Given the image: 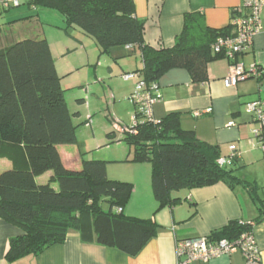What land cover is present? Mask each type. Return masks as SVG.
<instances>
[{
	"label": "trees",
	"instance_id": "16d2710c",
	"mask_svg": "<svg viewBox=\"0 0 264 264\" xmlns=\"http://www.w3.org/2000/svg\"><path fill=\"white\" fill-rule=\"evenodd\" d=\"M23 4L58 11L67 29L79 28L95 39L100 55L116 46H137L143 67L135 72L149 88L158 87L161 76L177 68L187 69L194 82L207 81L209 63L224 55L214 52L212 45L218 37L228 36L227 28L208 27L201 14L189 13L172 48L154 47L144 39L145 25L135 16L133 0H28ZM66 91L46 38H25L0 49V155L10 156L14 163L13 169L0 174V217L23 230L10 240L8 263L63 243L70 228L79 231L84 243L132 256L157 233L152 218L124 212L134 185L109 178L107 161L85 159L80 170L64 165L58 146L76 143L78 127L91 121L74 123L80 112L70 111ZM134 115L136 124L118 122L129 130L107 133V145L124 142L134 148L129 161L151 164L157 210L181 203L176 192L218 183L231 189L249 186L257 193L254 183L244 182L236 173V154L222 156L218 145L201 141L193 130L183 128L181 112L150 120L136 108ZM221 157H230L231 163L222 166ZM48 171L54 174L50 182L39 184L37 177ZM260 215L257 222L264 220L263 207ZM253 228L249 222L231 220L212 232L210 240L235 242L243 234L254 235Z\"/></svg>",
	"mask_w": 264,
	"mask_h": 264
},
{
	"label": "crops",
	"instance_id": "0c3cea01",
	"mask_svg": "<svg viewBox=\"0 0 264 264\" xmlns=\"http://www.w3.org/2000/svg\"><path fill=\"white\" fill-rule=\"evenodd\" d=\"M133 1L135 16L145 25V41L154 47L163 45L167 48L175 45L183 32L185 15L189 13L201 14L208 27L227 28L228 36H234L236 27L232 24L233 10L243 4V0ZM27 7L28 10L33 9L28 5ZM16 8L0 9V49L25 38H46L54 57L44 24L50 20L57 26L63 24L59 27L62 29L66 26L64 16L54 9L37 7L34 8L38 9L37 17L34 19V15L31 12L27 13L26 8L21 6ZM34 20L36 22L33 24ZM262 26L263 29L255 36L252 45L239 56L246 69L258 68L261 77H249L239 81L235 86L226 87L224 78L230 71L231 61L225 55L209 63V79L205 82H194L185 68L171 69L158 81L161 98L153 107L155 120L162 119L170 112H181L183 128L193 130L201 141L218 145L222 156L235 153L237 159L233 165L252 169V172L244 177V182L254 183L256 186H259V177L253 168L259 166L264 171V149L260 143L253 141L252 129L255 123L246 104L264 98V12ZM37 29L40 35L32 36L31 30ZM73 29L79 37L76 40L82 42V46L88 52V66L92 65L94 69L95 78L91 84L107 80L112 90L111 96L116 100L128 102L136 80H123L121 76L143 67L140 49L137 46H116L100 55L93 37L86 35L79 28ZM87 46L90 47L89 51ZM97 53L99 55L93 61L92 56ZM54 61L60 76L55 57ZM90 92L89 86L86 85L79 89L80 95L73 93L68 96V92L65 94L70 111L80 112V117L74 118V123L78 125L88 119L91 121L78 127L76 143L58 146L63 163L68 169L80 170L85 159L107 161L109 178L128 181L134 185L131 199L124 212L127 215L155 220L158 224L156 235L139 253L132 256L117 248L84 243L80 239L79 231L70 228L63 243L55 244L39 255H28L8 263L5 255L10 240L22 235L23 230L0 217V264H177L178 241L208 236L223 228L231 220H243L254 225V237L264 264V220L256 221L263 217L260 215V207L264 208V204L261 203L263 197H260L258 192H251L250 188L244 185L231 189L224 183H218L176 192L174 195L182 198L181 203L157 210L158 203L151 187V166L129 161L131 159L129 154L121 158L108 156V149L111 150V147L103 144L104 135H107L109 129L101 130L95 124L94 112L90 109L88 99ZM79 99H83L84 103L80 104ZM196 111L202 114L194 116ZM232 122L233 125H229ZM84 129L91 130V135L87 136L85 132L82 139L84 141L94 139L92 147L80 143ZM232 145L236 147L233 151L230 148ZM13 168V159L8 155H0V174ZM53 175V171H48L37 177V182L41 185L47 184ZM143 177L145 186L141 179ZM52 185L58 188L57 183ZM194 264H246V260L242 252L236 251Z\"/></svg>",
	"mask_w": 264,
	"mask_h": 264
},
{
	"label": "built area",
	"instance_id": "2783aa9c",
	"mask_svg": "<svg viewBox=\"0 0 264 264\" xmlns=\"http://www.w3.org/2000/svg\"><path fill=\"white\" fill-rule=\"evenodd\" d=\"M22 1L28 0H0V9L9 10L21 6ZM264 12V0H243V4L234 10L232 24L236 27L234 36H220L212 45V50L224 54L231 61V68L224 78L226 87L235 86L239 81L252 75L258 76V68L246 69L244 64L238 60L237 55L249 48L255 36L261 32L262 16ZM124 80H136L135 88L130 96L137 111L147 119L153 118V107L161 96L157 85L149 88L138 72H126L122 74ZM247 110L253 115L255 127L252 129L253 141L260 143L264 149V98L250 101L246 104ZM210 111V110H209ZM202 112H194V116H200ZM136 116L133 115V123ZM229 125H233L229 123ZM128 128L119 126L118 130L124 132ZM129 130V129H128ZM231 151L235 150L232 145ZM219 163L228 165L230 157H221ZM240 251L245 257L246 264H263L261 252L257 246L254 235L243 234L235 242L229 240H210V235L197 238H188L178 241L176 245L177 264H194L195 262H206L209 259L221 255Z\"/></svg>",
	"mask_w": 264,
	"mask_h": 264
},
{
	"label": "rangeland",
	"instance_id": "374dc122",
	"mask_svg": "<svg viewBox=\"0 0 264 264\" xmlns=\"http://www.w3.org/2000/svg\"><path fill=\"white\" fill-rule=\"evenodd\" d=\"M21 8H26V9L28 8L26 4H23V1ZM37 10L38 9L28 10L27 13L31 12L32 15H34L33 18L36 19L37 17L36 12H38ZM34 22H36V20H34L32 23L34 24ZM45 23L46 24H44V28L48 32V36L46 37H49V41L53 48V53L56 59V63L59 66V73L62 79V86L64 87V89L65 88L69 89L68 91H66L69 93L68 96H71V94L73 93L80 95L79 89L84 88L86 85H88L89 91L93 92V94L90 92L88 98L90 109L94 112L93 119L95 124L98 126V128H100L101 130L109 129L108 130L109 132L111 130L117 131L118 127L121 125H128V126L132 125L133 115L136 110V106L131 101V99H128V102L116 100V98H114V96H111L110 94L112 90H110V84L108 83L107 80H102L101 82L98 81L99 83L97 84H91L93 78H95L94 69L92 65L88 66L87 64V61L89 59L88 52H86L84 46H82V42L76 40V38L78 39L79 37L77 36L76 33H74L73 31L74 29L73 28L67 29L66 26L61 29L59 27L63 24L57 26L55 25L56 23L50 20L45 21ZM53 24L55 26L52 28L51 25ZM22 29L23 31L25 30L24 27ZM38 31L39 29H37L36 31L31 30L32 33L31 35L32 36L33 34H35V36L40 35V32ZM89 48L90 47L87 46L88 51ZM98 55L99 53L92 56L93 61L97 59ZM114 104L116 105L114 106ZM118 122H120L121 125ZM81 126H84V123H82ZM85 130L87 129H84V133L80 137V143L92 147L93 144L95 143L94 139H90L89 141H86V139L84 141V139H82L85 132H87V136L91 135L90 129H88V131ZM104 140L105 143L103 145L106 144L105 146L111 147V150L108 149L109 152L108 156L121 158V157H127L129 154V156L133 158L134 156L133 147H129L124 142H118L107 145L108 138L106 134L104 135ZM104 152L107 151L104 150ZM146 164H149L148 165L149 167L151 166V164L148 162H146ZM234 167L236 169V173L240 175L242 178H244L247 174H249V172H252V169L250 168H239L238 165L237 166L235 165ZM253 169L259 177L258 179L259 186H257L256 190L259 196L263 197V199L261 200H264V171L263 169L259 168V166H256ZM144 178L145 177L141 179H143L142 180L143 185L145 186ZM247 188L250 187L247 186ZM104 208L107 209L108 208L107 205H104Z\"/></svg>",
	"mask_w": 264,
	"mask_h": 264
}]
</instances>
